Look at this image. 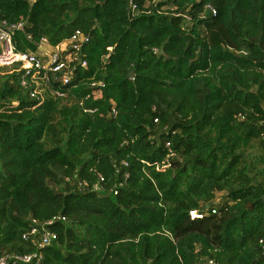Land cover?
Returning a JSON list of instances; mask_svg holds the SVG:
<instances>
[{
	"label": "trees",
	"instance_id": "obj_1",
	"mask_svg": "<svg viewBox=\"0 0 264 264\" xmlns=\"http://www.w3.org/2000/svg\"><path fill=\"white\" fill-rule=\"evenodd\" d=\"M0 20L22 52L88 37L41 101L0 68V253L42 255L10 264H264V0H0ZM52 219L49 245L22 237Z\"/></svg>",
	"mask_w": 264,
	"mask_h": 264
},
{
	"label": "built area",
	"instance_id": "obj_2",
	"mask_svg": "<svg viewBox=\"0 0 264 264\" xmlns=\"http://www.w3.org/2000/svg\"><path fill=\"white\" fill-rule=\"evenodd\" d=\"M23 27V21L9 23L0 20V68H8L9 72H19V82L27 88L31 97L41 101L44 99L45 88L48 87L51 78L61 84L68 83L74 75L76 66L86 67V60L81 58V45L88 41V37L79 29L62 41L51 45L46 37H41L38 50L18 51L12 41L13 31ZM92 85H95L93 82ZM104 86L103 83H97ZM52 93L63 96L59 89H53ZM95 96L100 95V90L94 91ZM115 113V110L112 109ZM264 131V122L262 124ZM156 169H160L156 167ZM96 187V186H95ZM116 193V191H114ZM215 210L211 209L214 213ZM191 219L200 218L203 213L192 209L188 212ZM62 220L65 218L62 217ZM33 223L36 221L33 219ZM53 221L48 220L41 224L32 225L29 231L23 234V238L39 233L37 247L49 245L55 238L56 233L46 227ZM40 227V228H39ZM42 255L38 250L25 253H0V264H10L16 262H38ZM211 263V261H209Z\"/></svg>",
	"mask_w": 264,
	"mask_h": 264
}]
</instances>
